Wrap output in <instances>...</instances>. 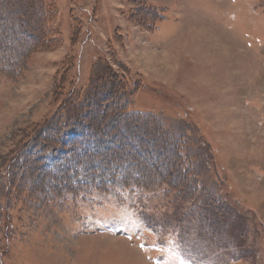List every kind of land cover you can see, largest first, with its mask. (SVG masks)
Returning a JSON list of instances; mask_svg holds the SVG:
<instances>
[{"label":"rangeland","instance_id":"rangeland-1","mask_svg":"<svg viewBox=\"0 0 264 264\" xmlns=\"http://www.w3.org/2000/svg\"><path fill=\"white\" fill-rule=\"evenodd\" d=\"M0 62V264H264V0H0Z\"/></svg>","mask_w":264,"mask_h":264},{"label":"trees","instance_id":"trees-1","mask_svg":"<svg viewBox=\"0 0 264 264\" xmlns=\"http://www.w3.org/2000/svg\"><path fill=\"white\" fill-rule=\"evenodd\" d=\"M1 65H3L2 62H0V68L2 69ZM11 69H15V68H11ZM0 72L6 73V69H5V71L0 70ZM94 103H95V101H93V100L89 101L88 100L86 102V104L84 106H82L81 110H77V111H74L72 113H67V114L61 112L59 115L55 116L54 119L52 121H50L51 124L49 126L45 127L44 130L40 134V137L38 140L44 139V141L47 143L44 144V147H46V149H44L40 154L36 155V157H35L36 160L42 159V160L46 161L47 157L50 156L51 152L57 151L59 148L64 149L65 147H61L63 144L65 145L66 143H70V145H66V147L68 146L69 148H71V145L73 146V145L80 144L81 136L75 135L73 137H70L69 135L70 134H76V131L81 126L82 127H84V126L90 127L89 128L90 130L100 133V131L96 130V128L93 127L92 123H90L88 121V119H86L87 118L86 116H88V115H86L85 110L87 107L93 106ZM105 114H106V112L102 113L101 117H104ZM106 116H107V114H106ZM137 118L144 120V121H147V123L145 125H148L149 123H150V125H152L154 123H151V122L156 123L157 121H160L158 118H156L154 115H151V114H144V115L138 114ZM80 119H82V120H80ZM76 120H80V122L77 123V122H75ZM160 123H161V125L163 124L162 122H159L158 125H160ZM76 125L78 127H75ZM137 127L138 126H136V130L139 131V133L140 132L144 133L143 128L141 129V128H139V127L137 128ZM50 128H52L53 131L47 132ZM119 135H120V133H119ZM143 135L144 134H142V136ZM145 136H147V134ZM145 136H144V138H142L143 140L140 139V140H142V142H144V145H140V143L138 144L137 140L132 139V140H127L128 141L127 143L118 144L117 148H115L114 150L118 151V152L128 151L131 154L138 155L139 157L137 156V158H135V160L132 161V163L135 164L136 167H138V168H140V167H145V168L150 167L151 168V167L155 166V162H148L149 160L144 155L147 151L152 150V146L157 150V152H159L158 154H160V152L168 151L169 147H172L173 152L177 153V155L179 153L182 154L181 149H182V147H184L183 146L184 139L182 137H177V138L172 137L174 141L173 140L170 141V145L165 146V145H163V142L162 143L159 142V140L157 138H151L150 137L147 139ZM60 144H62V145L57 146ZM47 147H48V149H47ZM176 150H177V152H176ZM71 151H72V148H71ZM122 153H124V152H122ZM162 154H164V153H162ZM116 156L117 155L113 156V161L119 163L118 159L114 160L115 159L114 157H116ZM155 158L157 159L158 155H156ZM178 158H179V156H178ZM178 158H176V159L174 158L175 160L173 161V170L170 173H173L175 171L179 172V176L182 177V181H183L185 179L184 177L189 176L190 169L186 168L185 167L186 164H183V161L179 160ZM35 162L36 161H30L31 165ZM19 167L21 168L20 164H19ZM23 167H24V165L22 166V168ZM69 169H70L69 165H63L61 170H62V172H66V171H69ZM181 172L183 173L182 174L183 176L180 174ZM188 179L189 178L186 177V183H185L186 185L188 184V181H189ZM122 183L127 189H129L131 191H135L136 194H137V191L135 189H146L147 188V187H144V185L139 182V179L137 180V179L131 178V175H126V174L123 175L122 174ZM181 191H183V190H181ZM197 195H200V194H197ZM210 206L211 205H207L204 207L202 206L201 211H199L200 215L202 214L204 217V215L206 216V214L208 215L209 213H211L212 210L208 209V208H210ZM213 214H215V210H214Z\"/></svg>","mask_w":264,"mask_h":264}]
</instances>
